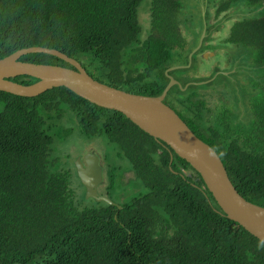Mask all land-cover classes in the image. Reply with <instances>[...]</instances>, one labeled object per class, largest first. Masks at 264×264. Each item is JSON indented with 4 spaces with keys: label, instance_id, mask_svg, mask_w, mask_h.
<instances>
[{
    "label": "trees",
    "instance_id": "trees-1",
    "mask_svg": "<svg viewBox=\"0 0 264 264\" xmlns=\"http://www.w3.org/2000/svg\"><path fill=\"white\" fill-rule=\"evenodd\" d=\"M211 6L216 18L202 41L231 21L225 41L245 59L232 72L244 79L242 104L218 108L209 89L193 83L204 79L187 76L173 77L180 85L163 102L213 149L236 192L264 207V0H0V58L29 46L53 48L99 82L156 96L164 71L186 64L196 42L184 41L178 25L201 23L199 10L209 22ZM200 46L189 67L175 70L189 71ZM19 60L70 67L42 52ZM65 113L81 136H104L142 192L111 204L77 199L70 184L76 173L54 153L67 138ZM113 173L107 168L100 188L112 186ZM0 264H264V244L225 217L199 174L164 143L60 86L33 97L0 91Z\"/></svg>",
    "mask_w": 264,
    "mask_h": 264
},
{
    "label": "water",
    "instance_id": "water-1",
    "mask_svg": "<svg viewBox=\"0 0 264 264\" xmlns=\"http://www.w3.org/2000/svg\"><path fill=\"white\" fill-rule=\"evenodd\" d=\"M204 32L203 22L198 43L187 55V66L190 65L191 55L199 49ZM33 52L53 55L70 67L19 60L20 56ZM181 67L184 66L169 67L164 73ZM20 75L36 80L30 84L10 80ZM174 83L176 81L168 76L167 83L156 96L126 92L93 79L75 59L64 53L40 46L20 48L0 58V91L33 97L47 89L62 86L96 106L120 112L143 132L164 143L168 149L187 162L199 174L225 217L264 244V207L245 200L236 192L213 149L197 138L174 110L163 103L166 92ZM74 169L79 183L84 188V198L112 203L97 192V186L102 181V169L94 153L87 152L82 157H77Z\"/></svg>",
    "mask_w": 264,
    "mask_h": 264
},
{
    "label": "rangeland",
    "instance_id": "rangeland-1",
    "mask_svg": "<svg viewBox=\"0 0 264 264\" xmlns=\"http://www.w3.org/2000/svg\"><path fill=\"white\" fill-rule=\"evenodd\" d=\"M196 1L198 0H194V2ZM215 8L216 6H211L209 8L210 18L208 15L206 18L209 19V22L204 20L203 11L199 10L201 11V23L193 20L194 22L182 26L178 25V34L184 38V41H188L189 38L191 39L192 37L195 38L196 42L193 48L198 43L197 41L203 28V21L205 22V29L207 28V30L208 24L215 21ZM187 11L188 10H186L185 13H187ZM190 12L191 16L195 18L196 13L194 11ZM221 15L222 13L218 14L217 17ZM234 19L235 18L232 20ZM231 24V21H222L217 26V31H214L215 29L213 31L211 30L210 35L205 37V41H202V50L200 49L201 51H197L192 67L189 71L187 70L188 72L172 69L170 71H173V74L168 76L174 78L187 76L189 78L204 79L201 81H193V83L200 84L198 89H209L210 101L217 104L221 102L218 108L223 105L233 111L236 109L234 106H238L240 103L242 104L243 96L241 87L243 86L244 79L240 71L237 70L235 73L232 72L235 67L237 68L239 65L244 64L245 59L242 55H237L236 45L225 41L228 28ZM175 62H178V60H175ZM185 65L183 66L187 67V64ZM215 70H217V72H214ZM228 73H231V75L228 76ZM186 84L187 82L184 86ZM166 101L169 103L171 100L169 97H166ZM169 105L172 106V104ZM61 122V127L66 129L68 133L66 136L67 138H64L61 142H57L58 147H55L56 150L54 153L59 154L57 162H60L63 166H69L73 173V171L75 172V159L77 157H82L87 152H93L98 156L99 166L102 169V181L105 180L107 168H111L114 172L112 174L114 183L109 189L105 191L103 188L97 187L98 194H104L99 195L109 200L111 199L113 202L120 203L143 191L141 185L138 184L135 179L131 180L130 178H126L129 175L126 171L128 170L127 162L123 157L116 154V150L106 142L103 135H97L92 138L81 136L68 113L62 115ZM122 174L124 178H122ZM77 181L75 176L70 180L71 186L74 188L75 192L78 193L77 199L83 203L86 202L85 204L87 205L98 203L99 201L92 198H84V190L82 194V188H79ZM90 199L91 201H89Z\"/></svg>",
    "mask_w": 264,
    "mask_h": 264
},
{
    "label": "clouds",
    "instance_id": "clouds-1",
    "mask_svg": "<svg viewBox=\"0 0 264 264\" xmlns=\"http://www.w3.org/2000/svg\"><path fill=\"white\" fill-rule=\"evenodd\" d=\"M71 58H72V57H71ZM73 59H74V58H73ZM75 60H76V59H75ZM76 61H77V60H76ZM77 62H78V61H77ZM78 63H79V62H78ZM190 63H191V61H190ZM186 64H187V62H186ZM184 65H185V64H184ZM176 66H183V65H176ZM185 66H186V65H185ZM189 66H190V65H189ZM189 66H187V67H189ZM171 67H172V66H171ZM168 68H169V67H168ZM168 68H167V69H168ZM167 69H166V70H167ZM171 70H172V69H171ZM168 71H170V70H168ZM168 71H167V72H168ZM167 72H166V74H165V73H164V74L167 76V81H168V74H167ZM171 77H172V76H171ZM172 79H173L174 81H176V83L172 84V86H173V85H177V86L180 85L176 79H174L173 77H172ZM166 83H167V82H166ZM187 84H188V83H187ZM187 84H186V85H187ZM164 86H165V85H164ZM172 86H171V87H172ZM171 87H170V88H171ZM170 88H169V89H170ZM184 88H185V87H184ZM184 88H181V89H184ZM162 89H163V88H162ZM166 93H167V92H166ZM165 95H166V94H165ZM164 97H165V96H164ZM163 99H164V98H163ZM163 103H164V102H163ZM91 153H93V152H91ZM94 154H95V153H94ZM95 155H96V154H95ZM96 156H97V155H96ZM97 157H98V156H97ZM98 164H99V162H98ZM101 182H102V181H101ZM230 183H231V182H230ZM98 186H99V185H98ZM98 186H97V187H98Z\"/></svg>",
    "mask_w": 264,
    "mask_h": 264
},
{
    "label": "flooded vegetation",
    "instance_id": "flooded-vegetation-1",
    "mask_svg": "<svg viewBox=\"0 0 264 264\" xmlns=\"http://www.w3.org/2000/svg\"><path fill=\"white\" fill-rule=\"evenodd\" d=\"M215 72H217V71H215Z\"/></svg>",
    "mask_w": 264,
    "mask_h": 264
}]
</instances>
